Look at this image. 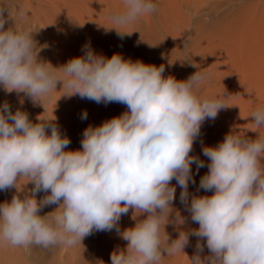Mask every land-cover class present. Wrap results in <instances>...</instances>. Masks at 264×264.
<instances>
[{"label":"clouds","instance_id":"1","mask_svg":"<svg viewBox=\"0 0 264 264\" xmlns=\"http://www.w3.org/2000/svg\"><path fill=\"white\" fill-rule=\"evenodd\" d=\"M123 5L111 16L114 25H129L157 10L152 0H123ZM9 19L4 0L0 87L6 93H23L42 105L59 84L62 96L120 103L127 110L99 126L89 125L81 148L67 150L71 141L54 120L38 117L33 123L26 112H12L7 101L0 105V191L17 190L21 179L33 185L27 195L0 203V243L70 247L94 231L115 229L127 244L110 254L111 264H160L163 256L184 252L190 236L197 238L190 264H264V140L229 133L216 146L202 147L207 165L190 155L204 121L215 120L227 107L219 98L196 95L206 79L203 73L196 71L187 80L164 77L163 64L126 60L118 53L107 58L89 45L82 56L56 68L38 58L32 33L5 28ZM109 29L121 37L130 34ZM250 117L257 129L264 127V109ZM81 119H87L86 110ZM193 164L197 171L207 166L198 189L212 195L189 193ZM176 186L199 227L162 239V221L165 230ZM40 192L45 195L37 200ZM51 205L57 207L39 214ZM130 209L135 226L121 231L119 221ZM184 223L178 213L177 226ZM205 247L208 254L202 257Z\"/></svg>","mask_w":264,"mask_h":264},{"label":"rangeland","instance_id":"2","mask_svg":"<svg viewBox=\"0 0 264 264\" xmlns=\"http://www.w3.org/2000/svg\"><path fill=\"white\" fill-rule=\"evenodd\" d=\"M4 0H0L3 3ZM10 18L5 28L13 27L32 33L37 44L39 59L60 67L68 60L84 54V47L107 58L120 54L124 59L142 61L145 64L165 66L164 77L187 80L200 71L206 76L195 90L203 99L219 98L227 107L221 109L215 120L206 119L199 137L194 141L190 155L205 161L203 146H216L226 134L247 136L264 140V127L257 129L251 113L264 109V0H152L157 5L155 13L146 14L135 22L114 25L111 16L123 10V0H36L35 17L22 0H6ZM7 16V12L5 13ZM128 32L122 37L115 29ZM61 75L58 69H53ZM51 92L34 105L24 96L6 93L0 87V105L7 101L11 111L17 109L28 114L36 123L54 120L61 134L71 143L67 150L81 148L83 131L89 126H99L105 120L125 112L120 103H100L79 96L65 97L63 89ZM225 94V95H224ZM23 100V103H21ZM87 112V119L81 113ZM50 132V129H48ZM208 171L207 166L198 171L192 165L194 183H189V193L212 195L198 189L200 178ZM176 185V181L171 182ZM21 179L15 188L0 191V203L10 201L13 195H27L32 184ZM180 187L176 186L174 211L169 223L163 228L161 238L169 235L175 239L178 230L198 228L181 203ZM45 193L36 194V199ZM57 205L44 207L41 216L53 211ZM185 219L177 226L176 215ZM132 210L119 221L120 230L134 227ZM143 217H139L142 219ZM197 238L190 236V243L174 255H165L160 264H190L189 258L196 251ZM127 242L116 230L94 231L73 246L54 245L50 247H12L0 243V264H111L110 254L124 250ZM207 248L201 254L207 255ZM189 257V258H188Z\"/></svg>","mask_w":264,"mask_h":264},{"label":"bare ground","instance_id":"3","mask_svg":"<svg viewBox=\"0 0 264 264\" xmlns=\"http://www.w3.org/2000/svg\"><path fill=\"white\" fill-rule=\"evenodd\" d=\"M24 3H27L31 9L32 17H35V2L36 0H22Z\"/></svg>","mask_w":264,"mask_h":264}]
</instances>
